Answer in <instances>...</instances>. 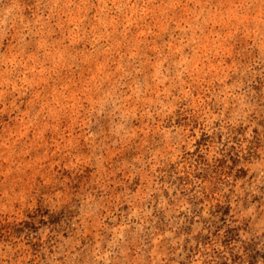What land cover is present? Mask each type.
Listing matches in <instances>:
<instances>
[{"label": "rangeland", "instance_id": "rangeland-1", "mask_svg": "<svg viewBox=\"0 0 264 264\" xmlns=\"http://www.w3.org/2000/svg\"><path fill=\"white\" fill-rule=\"evenodd\" d=\"M158 173L179 264H264V0H0V264H153L97 257Z\"/></svg>", "mask_w": 264, "mask_h": 264}, {"label": "clouds", "instance_id": "clouds-1", "mask_svg": "<svg viewBox=\"0 0 264 264\" xmlns=\"http://www.w3.org/2000/svg\"><path fill=\"white\" fill-rule=\"evenodd\" d=\"M209 124H211V121H209ZM153 172H155V168H153ZM157 176L163 180V183H160L159 180L155 178L154 181L149 182L148 191L140 199V203L143 207L141 208L138 206L131 210L130 213H125L122 226L119 229H112L115 236L113 241L109 244L108 252L104 253L102 257L98 256V259H107L109 255H114L118 249L117 242L124 239V233L128 234L129 242H142L146 228L151 229L150 235L153 237L152 244L156 246L152 249L151 253L155 257L153 264H157V261H159L161 257L167 259L169 256L173 258L172 264H179V262L184 259L185 244L187 243L189 248L196 244L195 237L197 233L200 232V227L194 226L191 235L186 232L180 233L181 227L186 225L187 221L184 218H180L179 220L175 219L173 213H175L176 217H179L181 212L191 216L201 193L199 191L189 192L187 196L181 197L177 192L179 185L170 173L168 176H164L163 173H158ZM224 191L227 192V189ZM172 200L176 201L175 204L171 203ZM188 200H192L193 203L189 204L187 202ZM252 211L253 210L250 208L248 212L243 213V215H250ZM153 214L159 218L157 222L170 224L171 229L157 235L152 225L147 224L146 220L142 219V217H150L153 216ZM202 215L205 218L209 217L207 207L204 208ZM197 219H199V217H197ZM161 246L165 249L170 248L171 251L157 253L156 248ZM197 264H199L198 259Z\"/></svg>", "mask_w": 264, "mask_h": 264}]
</instances>
